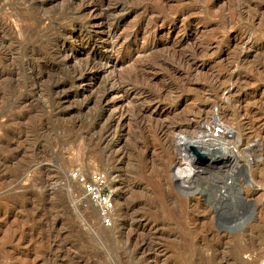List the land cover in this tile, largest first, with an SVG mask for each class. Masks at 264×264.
I'll use <instances>...</instances> for the list:
<instances>
[{
  "label": "rangeland",
  "instance_id": "374dc122",
  "mask_svg": "<svg viewBox=\"0 0 264 264\" xmlns=\"http://www.w3.org/2000/svg\"><path fill=\"white\" fill-rule=\"evenodd\" d=\"M94 1L0 0V264H260L264 0Z\"/></svg>",
  "mask_w": 264,
  "mask_h": 264
},
{
  "label": "built area",
  "instance_id": "2783aa9c",
  "mask_svg": "<svg viewBox=\"0 0 264 264\" xmlns=\"http://www.w3.org/2000/svg\"><path fill=\"white\" fill-rule=\"evenodd\" d=\"M73 178L82 187L83 195L98 210L101 224L109 227L113 223L115 203L108 191V172L98 169L90 173L72 172ZM260 264H264V258Z\"/></svg>",
  "mask_w": 264,
  "mask_h": 264
},
{
  "label": "bare ground",
  "instance_id": "6f19581e",
  "mask_svg": "<svg viewBox=\"0 0 264 264\" xmlns=\"http://www.w3.org/2000/svg\"><path fill=\"white\" fill-rule=\"evenodd\" d=\"M74 1H76V2H79V7H80V9H81V12H83L84 14H88V15H90L91 17L94 15V13L95 12H97L99 9H101V7L99 6V3L97 2V1H94V0H92V1H89V0H87V1H89V2H87L86 0H74ZM109 9V8H108ZM80 11V10H79ZM102 11V10H101ZM90 16H88V17H90ZM98 16V14L97 15H95V16H93V18H95V17H97ZM90 17V18H91ZM91 21V20H90ZM91 25L94 27V26H96L97 28L98 27H101V25H102V23H100V21L99 22H97V21H95V22H93V23H91ZM98 30V29H97ZM109 32V31H108ZM101 34L102 33V29L100 28L99 29V31H96L95 30V32H94V35L96 36V35H98V34ZM111 45V46H110ZM113 45H115V42H113L112 44L109 42V43H106V44H104L103 46H101V47H104V48H106V47H111L110 48V52L109 53H111V56H112V50H113ZM109 50V49H108ZM116 60V59H115ZM116 64V63H115ZM107 65V64H106ZM114 64H112V66H113ZM102 67H103V65H102ZM101 68V67H100ZM209 127H207V129H204L203 128V131H202V133H201V135L203 134V136H201L200 137V140H201V142L200 143H203V144H206L207 146H214V145H220V147L221 148H224L225 149V147H224V145L225 144H223V143H221V139H222V135H218V134H216L215 136H218V137H215L214 135H213V133L211 132V130L210 129H208ZM198 129V128H197ZM195 131V130H194ZM184 132V131H183ZM224 138V137H223ZM221 143V144H220ZM202 145V144H201ZM205 145V146H206ZM229 146V145H228ZM200 147V146H199ZM202 150V149H201ZM204 152H206V150L204 151ZM219 173V172H218ZM254 246V245H253ZM257 246H258V244H257ZM256 247V246H255Z\"/></svg>",
  "mask_w": 264,
  "mask_h": 264
},
{
  "label": "water",
  "instance_id": "95a60500",
  "mask_svg": "<svg viewBox=\"0 0 264 264\" xmlns=\"http://www.w3.org/2000/svg\"><path fill=\"white\" fill-rule=\"evenodd\" d=\"M190 147H191L193 153H194L197 157H199V158H205V157H206V155H205L203 152L198 151L194 145H191Z\"/></svg>",
  "mask_w": 264,
  "mask_h": 264
}]
</instances>
